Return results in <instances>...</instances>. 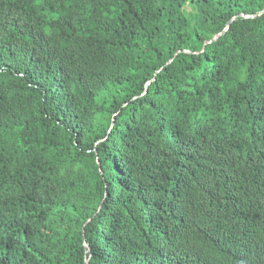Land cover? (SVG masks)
<instances>
[{
	"label": "trees",
	"instance_id": "obj_1",
	"mask_svg": "<svg viewBox=\"0 0 264 264\" xmlns=\"http://www.w3.org/2000/svg\"><path fill=\"white\" fill-rule=\"evenodd\" d=\"M0 264H264V0H0Z\"/></svg>",
	"mask_w": 264,
	"mask_h": 264
},
{
	"label": "water",
	"instance_id": "obj_2",
	"mask_svg": "<svg viewBox=\"0 0 264 264\" xmlns=\"http://www.w3.org/2000/svg\"><path fill=\"white\" fill-rule=\"evenodd\" d=\"M242 16L245 17V18L248 17V15H244V14H242ZM227 28H228V27H226L224 30H226ZM219 35H220V33L217 34L216 36H219ZM216 36L213 38V40L216 38ZM85 245H86V244H85ZM86 246H87V245H86Z\"/></svg>",
	"mask_w": 264,
	"mask_h": 264
}]
</instances>
